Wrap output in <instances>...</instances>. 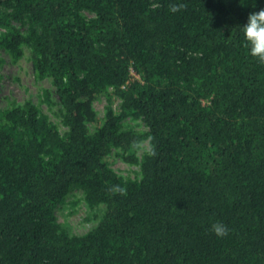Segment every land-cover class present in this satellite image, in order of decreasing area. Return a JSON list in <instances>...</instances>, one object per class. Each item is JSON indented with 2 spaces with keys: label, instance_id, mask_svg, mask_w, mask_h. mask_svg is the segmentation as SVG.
Masks as SVG:
<instances>
[{
  "label": "trees",
  "instance_id": "trees-1",
  "mask_svg": "<svg viewBox=\"0 0 264 264\" xmlns=\"http://www.w3.org/2000/svg\"><path fill=\"white\" fill-rule=\"evenodd\" d=\"M261 8L264 0H0V47L15 62L30 49L67 127L62 134L30 100L0 111V264H264V63L241 28ZM101 95L109 104L91 131ZM128 117L149 131H122ZM114 148L140 178L110 167ZM75 188L104 207L81 236L55 215ZM215 222L226 236L211 231Z\"/></svg>",
  "mask_w": 264,
  "mask_h": 264
},
{
  "label": "rangeland",
  "instance_id": "rangeland-1",
  "mask_svg": "<svg viewBox=\"0 0 264 264\" xmlns=\"http://www.w3.org/2000/svg\"><path fill=\"white\" fill-rule=\"evenodd\" d=\"M3 9L1 12H8ZM86 18L94 15L84 12ZM12 26L22 34L28 31L29 25L12 21ZM7 32L0 28V35ZM24 54L15 62L13 57L4 48L0 47V111L11 107L13 104L22 105L24 102L32 101L50 120L56 124L63 134L67 127L62 121L60 113L61 105L58 100L55 88L50 78L38 79L32 61L30 59V49L22 47ZM136 77V76H135ZM137 78V77H136ZM48 91L51 97V104L44 98V92ZM112 106L116 112L121 111L122 101L118 97H113ZM109 101L105 95H101L94 101L96 111V121L88 122L89 129L95 131L105 117L106 108ZM1 122V119H0ZM121 130H133L137 133H147L149 128L141 118L128 117L121 122ZM150 150L148 139L140 143L137 156L142 159L145 153ZM110 167L124 178L138 179L141 176V169L138 164H130L125 161L122 151L114 148L107 158ZM102 206L91 207L88 204L86 193L82 189H73L63 202H60L55 215L57 222L66 227L71 235L81 236L88 233L98 222Z\"/></svg>",
  "mask_w": 264,
  "mask_h": 264
},
{
  "label": "clouds",
  "instance_id": "clouds-1",
  "mask_svg": "<svg viewBox=\"0 0 264 264\" xmlns=\"http://www.w3.org/2000/svg\"><path fill=\"white\" fill-rule=\"evenodd\" d=\"M241 28L251 56L264 63V8L250 12ZM211 231L222 238L229 229L223 222H215L211 225Z\"/></svg>",
  "mask_w": 264,
  "mask_h": 264
}]
</instances>
